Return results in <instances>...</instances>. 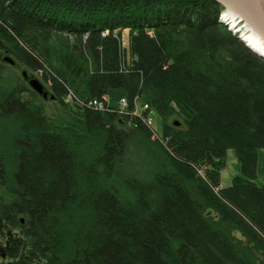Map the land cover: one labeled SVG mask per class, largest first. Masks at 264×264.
<instances>
[{"label":"trees","instance_id":"obj_1","mask_svg":"<svg viewBox=\"0 0 264 264\" xmlns=\"http://www.w3.org/2000/svg\"><path fill=\"white\" fill-rule=\"evenodd\" d=\"M222 10L0 0V59L27 77L6 78L0 60V264H264V58L217 22ZM37 69L47 98L27 83ZM68 90L115 108L72 109ZM45 100L62 106L48 114ZM228 150L241 175L216 193L205 179L220 183Z\"/></svg>","mask_w":264,"mask_h":264},{"label":"rangeland","instance_id":"obj_2","mask_svg":"<svg viewBox=\"0 0 264 264\" xmlns=\"http://www.w3.org/2000/svg\"><path fill=\"white\" fill-rule=\"evenodd\" d=\"M224 13H223V10L220 12V14L218 15L217 17V22H221V20L224 18ZM223 24V23H222ZM225 26H227L226 24H224ZM228 28V27H227ZM229 29V28H228ZM230 31H232L231 29H229ZM122 39H123V44L124 45H127V30H124L122 32ZM5 56H8L9 58L10 55L7 54V53H3L2 55V59L0 60H3V63L5 64L4 66V76H8L9 78H13V79H16L17 77L18 78H23V73H25L23 70V67L21 65H17V64H14V63H10L8 62L7 60H5ZM24 79V78H23ZM25 80V79H24ZM26 81V80H25ZM28 83V82H27ZM31 88V87H30ZM32 89V88H31ZM46 103L45 104V108L47 110V113L48 114H51L52 112L54 113H57L59 111V107L62 106L60 104L59 107H57L54 103H52L51 101H47L45 100ZM141 102L140 101H137L136 102V105L138 107L141 106ZM70 105V102L68 103V106ZM156 130H157V133H158V142L161 141V138H162V132H161V128H160V118L158 117V121H157V117L155 118L154 116V121H153V125ZM163 146H165V144L163 143L162 144ZM165 148V147H164ZM170 155H172L171 151H168ZM175 158V157H174ZM136 159V158H135ZM176 161H180V163H182L184 160H180V159H177V157L175 158ZM138 160V159H136ZM134 163H132L130 166H128L129 168H136L138 171H139V168L140 167V164H141V161L138 160ZM225 166L224 168H222L220 170V183L218 185H214V184H211L210 181L208 180V178H206L205 180L209 182L210 184V187H212V189L214 190V192H218L220 189H222L223 187L227 186L228 184H230L232 178L235 176V175H241V168H240V163L238 161V159L235 157L234 153L232 150H228L227 153H226V157H225ZM134 161V160H133ZM164 161L166 162V164L170 167V166H173L171 164V162H169L168 159H166L164 157ZM186 165H187V162H185ZM189 165V164H188ZM191 167V165H189ZM193 167V166H192ZM195 169H197V173L199 175H201L203 178L205 177L204 175V168H197V167H193ZM257 182L259 184H262L264 185V148L260 149L259 151V158H258V176H257ZM233 235L242 240V241H246V238L239 232V231H234L233 232ZM5 237H0V244L4 246V243H5ZM1 258V257H0ZM261 258V257H260Z\"/></svg>","mask_w":264,"mask_h":264},{"label":"bare ground","instance_id":"obj_3","mask_svg":"<svg viewBox=\"0 0 264 264\" xmlns=\"http://www.w3.org/2000/svg\"><path fill=\"white\" fill-rule=\"evenodd\" d=\"M223 13H224V16L226 17L225 21L230 25L231 28H233L235 33L238 34V37L241 39V41L250 50H252L256 54H258L259 56L263 57L264 56V42L255 34V32L249 27V25L246 24L243 20H241L239 17H237L235 14H233L231 12L224 11ZM43 72L44 71L42 69H37L35 71V73H38V76L31 77V78H36L40 81V79L38 78L39 73L43 74ZM5 77L9 78L6 75H5ZM24 78L25 79L27 78L26 74H25ZM2 81H3V83H5L4 79ZM47 81L50 82V79H47ZM41 84H42V82H41ZM63 100L66 104H68L70 102V106L72 109L88 108V109H94V110H99V111H106V110H112L111 108H115L111 104L109 96H107L106 94L101 95L100 97L82 98V97H79L76 94H74L73 92L68 90V92H67V94ZM122 100L126 101L125 98H121L116 104L117 109L118 108L119 109L125 108V106H123V104H122ZM126 106H127V104H126Z\"/></svg>","mask_w":264,"mask_h":264},{"label":"water","instance_id":"obj_4","mask_svg":"<svg viewBox=\"0 0 264 264\" xmlns=\"http://www.w3.org/2000/svg\"><path fill=\"white\" fill-rule=\"evenodd\" d=\"M223 6V11L231 12L243 20L264 42V0H215ZM264 57V56H263ZM5 60L14 63L11 58L5 56ZM25 76V73H23ZM29 86L44 98L48 97L41 82L36 78L28 80ZM52 98V96H50ZM6 255L5 247L0 244V257Z\"/></svg>","mask_w":264,"mask_h":264},{"label":"built area","instance_id":"obj_5","mask_svg":"<svg viewBox=\"0 0 264 264\" xmlns=\"http://www.w3.org/2000/svg\"><path fill=\"white\" fill-rule=\"evenodd\" d=\"M122 104L123 106L126 107L127 102L125 100H122ZM133 114L138 115L142 118V120L149 126L152 128V130L154 131V133H152V138L158 139V133L155 132L153 125V121H154V112L153 109L149 106V104L145 103L141 109H138L137 107H135V109H133Z\"/></svg>","mask_w":264,"mask_h":264}]
</instances>
